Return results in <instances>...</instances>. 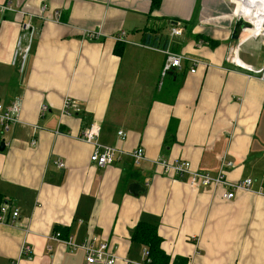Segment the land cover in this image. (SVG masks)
<instances>
[{"label":"crops","instance_id":"1","mask_svg":"<svg viewBox=\"0 0 264 264\" xmlns=\"http://www.w3.org/2000/svg\"><path fill=\"white\" fill-rule=\"evenodd\" d=\"M229 1L233 13L227 0L154 10L150 0H0L10 5L0 12V101L21 100L20 122L0 133V205L19 210L15 224L0 223V264H88L64 241L90 236L119 256L113 264L140 263L146 247L130 240L139 220L158 222L175 264H264V43L231 38L244 0ZM26 22L36 32L20 70L11 60ZM237 44L241 65L226 61ZM164 50L186 57L164 72ZM65 97L78 112L61 113ZM91 121L101 143L141 146L145 158L92 163L79 138ZM181 159L212 173L227 159L228 181L253 183L227 199L225 187L192 188L156 162Z\"/></svg>","mask_w":264,"mask_h":264},{"label":"built area","instance_id":"2","mask_svg":"<svg viewBox=\"0 0 264 264\" xmlns=\"http://www.w3.org/2000/svg\"><path fill=\"white\" fill-rule=\"evenodd\" d=\"M4 9H10V5H0V12ZM44 10V6L42 7ZM173 25L171 27V34L181 35L183 33L182 26ZM22 33L17 38L15 43V48L13 51V57L11 63L14 64L17 60L20 62V70L23 68L25 60L30 51L31 43L33 36L36 32L31 23L26 22L22 26ZM264 43V36L262 38ZM238 44L236 47L231 45L229 47V51L226 55V61L235 63L237 65H241L237 59L236 54L238 52ZM166 53V60L164 63V72L169 71L172 68L179 67L185 55L175 54L169 50H164ZM190 61L193 65L191 71H194L199 61L195 58H190ZM259 73H264V68L258 70ZM42 110L45 106L41 107ZM20 110H21V100L16 97L8 104L0 101V133L3 135L13 129V127L20 122ZM79 110L78 102L71 99L70 97H65L61 113L65 115H72L73 111ZM99 131L100 126L97 122L91 121L88 125H86L80 133L79 138L92 145V151L89 155V159L92 163L97 166H106L108 164H112L118 157L123 154L129 156L135 163H139L142 159L145 158L143 147L139 146L136 149L131 151H123L118 147L110 146L103 144L99 141ZM118 134L123 139L125 137V133L123 131H118ZM34 143V140L32 141ZM157 163L161 164L164 170L167 172L175 171L179 174H185L188 177V183L192 188L198 187H215V186H223L225 187V192L223 197L227 199H232L235 196V193L239 190H248L252 185L251 178H245L241 181L231 182L228 181L224 175L223 169L226 167L232 166V161L223 159L218 168V171L215 173L207 172V171H198L191 169V165L189 161L186 160H176L173 162L160 161L156 160ZM56 165L59 167H63V163L61 161H56ZM19 217V210L17 207L8 204L7 202L2 203L0 205V223L4 221H8L11 224H15ZM60 238V232L55 231L49 239L58 240ZM66 245L71 247L72 250H76L78 248L84 251L85 261L88 264H113L117 262L119 256L110 251L107 243L105 241H98L94 236L88 237L86 240L81 242H72L70 239L64 241ZM50 249V247H49ZM29 246L24 245L22 247V252H28ZM147 251L145 252V259L143 262L137 263L134 261L127 260V263L130 264H148V260L146 259ZM50 264H56V262H51Z\"/></svg>","mask_w":264,"mask_h":264},{"label":"trees","instance_id":"3","mask_svg":"<svg viewBox=\"0 0 264 264\" xmlns=\"http://www.w3.org/2000/svg\"><path fill=\"white\" fill-rule=\"evenodd\" d=\"M162 0H150V9L158 8ZM119 53V50L116 49ZM1 202V199H0ZM130 240L146 247L148 264H175L176 259L170 261V256L161 246L162 238L158 234V222L139 220L130 233ZM181 264H186V259H180Z\"/></svg>","mask_w":264,"mask_h":264},{"label":"bare ground","instance_id":"4","mask_svg":"<svg viewBox=\"0 0 264 264\" xmlns=\"http://www.w3.org/2000/svg\"><path fill=\"white\" fill-rule=\"evenodd\" d=\"M240 13L251 23L250 27L243 30L246 32L245 39L264 35V0H244ZM238 17L242 18L240 15ZM236 59L241 63L238 57Z\"/></svg>","mask_w":264,"mask_h":264},{"label":"water","instance_id":"5","mask_svg":"<svg viewBox=\"0 0 264 264\" xmlns=\"http://www.w3.org/2000/svg\"><path fill=\"white\" fill-rule=\"evenodd\" d=\"M251 26V23L243 18L236 17L235 24L232 29L231 38L234 40H238L242 31ZM5 146V141L2 139L0 141V150H2Z\"/></svg>","mask_w":264,"mask_h":264},{"label":"rangeland","instance_id":"6","mask_svg":"<svg viewBox=\"0 0 264 264\" xmlns=\"http://www.w3.org/2000/svg\"><path fill=\"white\" fill-rule=\"evenodd\" d=\"M227 7H228V11L229 12H231V13H233V9H234V4L232 3V2H230L229 0H227ZM235 15L233 16L234 18L236 17V16H238L239 14H238V12H237V3L235 4ZM244 20H247L246 18H244V17H242ZM248 21V20H247ZM246 34V33H245ZM263 36L264 35H259L257 38H260L261 40H262V38H263ZM245 37H246V35H245Z\"/></svg>","mask_w":264,"mask_h":264}]
</instances>
